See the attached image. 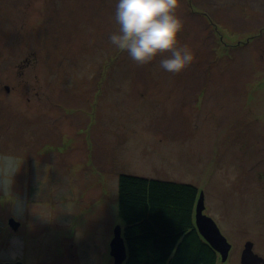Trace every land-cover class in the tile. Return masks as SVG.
Wrapping results in <instances>:
<instances>
[{
  "label": "rangeland",
  "instance_id": "obj_1",
  "mask_svg": "<svg viewBox=\"0 0 264 264\" xmlns=\"http://www.w3.org/2000/svg\"><path fill=\"white\" fill-rule=\"evenodd\" d=\"M117 3L0 0V262L115 264L123 172L203 190L218 264L264 257V0H180L178 74L111 44Z\"/></svg>",
  "mask_w": 264,
  "mask_h": 264
},
{
  "label": "trees",
  "instance_id": "obj_2",
  "mask_svg": "<svg viewBox=\"0 0 264 264\" xmlns=\"http://www.w3.org/2000/svg\"><path fill=\"white\" fill-rule=\"evenodd\" d=\"M248 43L240 41L237 46ZM200 193L198 186L190 182L120 173L117 204L127 248L123 264H218L222 261L221 254L196 225ZM0 264L24 263L18 260Z\"/></svg>",
  "mask_w": 264,
  "mask_h": 264
},
{
  "label": "clouds",
  "instance_id": "obj_3",
  "mask_svg": "<svg viewBox=\"0 0 264 264\" xmlns=\"http://www.w3.org/2000/svg\"><path fill=\"white\" fill-rule=\"evenodd\" d=\"M180 0H118L115 19L119 31L110 35L113 46L127 51L138 65H145L161 53L160 61L169 73L178 74L191 64L194 56L187 46H178L183 22L175 15Z\"/></svg>",
  "mask_w": 264,
  "mask_h": 264
},
{
  "label": "water",
  "instance_id": "obj_4",
  "mask_svg": "<svg viewBox=\"0 0 264 264\" xmlns=\"http://www.w3.org/2000/svg\"><path fill=\"white\" fill-rule=\"evenodd\" d=\"M204 191L200 193V198L196 206V225L205 239L221 254L222 261H226L232 245L221 231L213 217L207 215ZM12 225H18L14 218L10 220ZM111 255L116 264H123L127 259V248L123 237L122 226L118 225L115 229V236L111 242ZM241 261L243 264L264 263V257L254 251V243L247 241L242 251Z\"/></svg>",
  "mask_w": 264,
  "mask_h": 264
},
{
  "label": "flooded vegetation",
  "instance_id": "obj_5",
  "mask_svg": "<svg viewBox=\"0 0 264 264\" xmlns=\"http://www.w3.org/2000/svg\"><path fill=\"white\" fill-rule=\"evenodd\" d=\"M12 219V218H11ZM17 229H19V228H17Z\"/></svg>",
  "mask_w": 264,
  "mask_h": 264
},
{
  "label": "bare ground",
  "instance_id": "obj_6",
  "mask_svg": "<svg viewBox=\"0 0 264 264\" xmlns=\"http://www.w3.org/2000/svg\"><path fill=\"white\" fill-rule=\"evenodd\" d=\"M80 217V216H79ZM83 219V218H82Z\"/></svg>",
  "mask_w": 264,
  "mask_h": 264
},
{
  "label": "crops",
  "instance_id": "obj_7",
  "mask_svg": "<svg viewBox=\"0 0 264 264\" xmlns=\"http://www.w3.org/2000/svg\"><path fill=\"white\" fill-rule=\"evenodd\" d=\"M116 264V263H115Z\"/></svg>",
  "mask_w": 264,
  "mask_h": 264
}]
</instances>
